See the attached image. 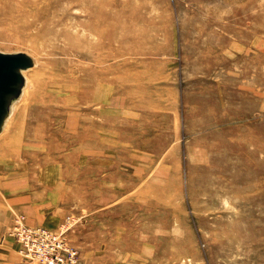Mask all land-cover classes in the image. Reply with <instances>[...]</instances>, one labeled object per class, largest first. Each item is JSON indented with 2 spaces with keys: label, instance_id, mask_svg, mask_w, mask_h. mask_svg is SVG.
I'll use <instances>...</instances> for the list:
<instances>
[{
  "label": "rangeland",
  "instance_id": "obj_1",
  "mask_svg": "<svg viewBox=\"0 0 264 264\" xmlns=\"http://www.w3.org/2000/svg\"><path fill=\"white\" fill-rule=\"evenodd\" d=\"M95 1L0 0V51L57 85L8 117L33 155L0 145V264H40L18 223L67 226L75 264H264V0ZM47 145L86 159L53 174Z\"/></svg>",
  "mask_w": 264,
  "mask_h": 264
},
{
  "label": "bare ground",
  "instance_id": "obj_2",
  "mask_svg": "<svg viewBox=\"0 0 264 264\" xmlns=\"http://www.w3.org/2000/svg\"><path fill=\"white\" fill-rule=\"evenodd\" d=\"M81 1V10L83 11V10H90L91 9V11L92 10H94L95 12L97 11H99V9L97 8V6H98V4L97 5H91V3L92 2H90L91 0H80ZM97 1V0H96ZM96 1H95V3H96ZM108 1V0H107ZM109 2V1H108ZM105 3V2H104ZM86 11H85V14H87L86 13ZM87 11V12H88ZM106 12L107 10H103L102 11V13L103 12ZM44 12V11H43ZM90 12V11H89ZM93 12V11H92ZM55 13V12H54ZM38 14V13H37ZM106 14V13H105ZM105 14H103V15H105ZM102 15V16H103ZM90 16V15H89ZM88 16V17H89ZM100 16V15H99ZM106 16H110V14L109 15H106ZM113 17H114V15L112 16V18L111 19H113ZM116 17V16H115ZM91 18V17H90ZM65 23V22H64ZM64 23L62 22V21H60V20H58V22L56 23L57 25H58V28L56 29V30H53L52 31V37H53V39L54 40H56V39H62L63 37H66V32H67V30H66V28L64 27L65 25H64ZM79 25V24H78ZM93 25V24H92ZM91 25V26H92ZM110 27V26H109ZM80 28H81V26H80ZM84 28V27H83ZM69 30H70V27H69ZM112 31L114 30V29H111ZM77 31V30H76ZM75 31V32H76ZM82 31H83V29H82ZM69 33V32H68ZM91 33V32H90ZM104 34V33H103ZM113 35V34H112ZM111 35V36H112ZM104 37H105V35H104ZM110 37V36H109ZM115 38V37H114ZM85 39V38H84ZM100 39H102V38H100ZM109 39V38H108ZM111 41V40H110ZM99 44V43H98ZM86 45V44H85ZM68 46V45H67ZM81 47V46H80ZM90 47V46H89ZM93 47V46H92ZM54 48V47H53ZM65 48H66V46H65ZM95 48V47H94ZM55 49V48H54ZM70 49L72 50V49H74V48H72V47H70ZM57 50H59V47L57 48ZM60 50H65V49H60ZM84 51V50H83ZM81 52L80 50H78V49H76V52H77V54L78 53H81L83 56L85 55L84 54V52ZM61 52V51H60ZM89 52V51H88ZM56 53V52H55ZM54 54V53H53ZM85 57V56H84ZM83 57V58H84ZM86 59H87V57H85ZM57 62H58V60H57ZM66 62V61H65ZM70 62V61H69ZM68 62V63H69ZM56 63V62H55ZM72 63V62H71ZM70 63V64H71ZM76 63V62H75ZM67 65V64H66ZM65 65V66H66ZM60 66V65H59ZM69 66V65H68ZM54 67V66H53ZM64 67V66H63ZM76 67V66H75ZM73 68V67H72ZM62 69V68H61ZM83 69V68H82ZM64 70V69H63ZM80 70V69H79ZM85 70V69H84ZM54 71H58L57 69L56 70H54ZM64 71H66V70H64ZM77 71V70H76ZM61 72V71H60ZM69 72H71V71H69ZM68 72V73H69ZM80 72H82V70H80ZM84 72V71H83ZM82 72V73H83ZM59 73V72H58ZM82 73H80V74H82ZM43 74V73H42ZM71 74V73H70ZM74 74V73H73ZM40 76H41V74H39ZM38 75V76H39ZM90 76H92L93 77V75H90ZM90 76H88V77H90ZM51 77V76H50ZM62 77H64V76H62ZM96 77V76H95ZM49 78V77H48ZM90 79V78H89ZM88 78H87V80H89ZM92 79V78H91ZM99 79V78H98ZM35 80V79H34ZM43 79H41V77H38V78H36V88H35V92H34V88H24L23 89V93H22V97H23V95L25 94V97L24 98H19V100H17V106L16 107H21L22 105H30V103L33 101V96H34V93H36V97H37V95L38 94H40L42 91H44L45 89H46V87H54V88H57V85H53V84H55L54 83V80H53V83H52V85H51V83L49 84V82H44V81H42ZM58 80V79H57ZM64 81H67L68 79L67 78H65V79H63ZM94 81L96 80V79H93ZM93 80H92V82H93ZM100 80V79H99ZM56 81V80H55ZM84 81H86V79L84 80ZM84 81H83V79L82 78H72V79H70V80H68L67 82H65L66 83V87L68 86L70 89L72 88V90H76V88H77V86H74L73 84H78L79 86H81L83 89H84V86L85 85H87V84H85L84 85ZM32 83V82H31ZM60 83V82H59ZM64 83V82H63ZM87 83H88V81H87ZM90 83H91V81H90ZM94 85V84H93ZM92 85V86H93ZM64 86V87H65ZM79 89H81V88H79ZM78 89V90H79ZM87 89H91V88H87ZM86 89V90H87ZM77 90V91H78ZM45 91H47V90H45ZM49 91V90H48ZM93 91V90H92ZM62 92V91H61ZM82 92V91H81ZM87 93V91L85 92V94ZM45 94V93H44ZM82 94H84V93H82ZM63 95V94H62ZM76 95V94H75ZM87 95V94H86ZM92 95V94H91ZM57 96H59V95H57ZM35 97V96H34ZM35 97V98H36ZM42 98V97H41ZM62 98V97H61ZM83 98V97H82ZM23 100V102L21 103V105H19V103ZM44 99V98H43ZM63 99V98H62ZM42 100V99H41ZM79 100V99H78ZM89 100V99H88ZM87 100V101H88ZM64 101V100H63ZM91 101V100H90ZM86 102V101H85ZM75 104V103H74ZM19 105V106H18ZM32 105V104H31ZM30 105V106H31ZM72 105H73V103H72ZM29 106V107H30ZM19 107V108H20ZM28 107V108H29ZM41 108L43 107V106H40ZM40 107H39V109H40ZM86 107V106H85ZM37 108V107H36ZM53 108H55V107H53ZM60 108V107H59ZM17 110H18V108H16V111H14L13 112V115L7 120V122L5 123V130H4V133L2 134V136H1V139H0V145L2 146V147H6L9 151H11V153L9 154V156L10 157H14V158H19V160H21L22 158L24 159V158H26L27 156H31V155H33V152H31V151H29V149H31V144L30 143H27V141L25 140V132H24V120H25V118H23L24 120H16L15 119V112H17ZM42 110V109H41ZM68 110V109H67ZM55 111V110H54ZM63 112V111H62ZM82 112V111H81ZM46 113V112H45ZM44 113V114H45ZM65 113V112H64ZM71 113V112H70ZM73 113V112H72ZM80 113V112H79ZM33 114V113H32ZM47 114V113H46ZM28 115V114H27ZM48 115V114H47ZM46 115V116H47ZM51 115V114H50ZM86 115V114H85ZM36 116V115H35ZM95 116V115H94ZM30 117H32V115L30 116ZM27 118H28V116H27ZM42 118V117H41ZM48 118V117H47ZM75 118V117H74ZM29 120H30V118H29ZM34 120V119H33ZM40 120V119H39ZM48 120V119H47ZM28 121V120H27ZM49 121V120H48ZM59 121V120H58ZM80 121V120H79ZM82 121V120H81ZM69 122H71V121H69ZM86 122V121H85ZM94 122V121H93ZM30 123V122H29ZM27 124H28V122H27ZM62 124V123H61ZM61 124H60V126H61ZM95 124H96V122H95ZM73 125V124H72ZM81 125V124H80ZM83 127V126H82ZM88 127V126H87ZM91 127V126H90ZM76 128V127H75ZM95 128V127H94ZM93 128V129H94ZM85 129V128H84ZM33 130V129H32ZM57 131V130H56ZM59 131V130H58ZM78 131V130H77ZM79 131H81V130H79ZM78 131V132H79ZM86 131V130H85ZM99 131V130H98ZM32 132V131H31ZM45 132V131H44ZM90 132V131H89ZM80 133V132H79ZM87 133V132H86ZM28 134V133H27ZM27 134H26V136H27ZM33 134V133H32ZM59 134V133H58ZM97 134V133H96ZM41 135V134H40ZM63 135V134H62ZM101 135V134H100ZM38 136V135H37ZM70 136H71V134H70ZM86 134H81V135H79V139H80V142H81V140H82V142L84 141V139L86 138ZM76 137V136H75ZM90 137V136H89ZM32 138V137H31ZM65 138V137H64ZM68 138V137H67ZM55 139V138H54ZM43 140V139H42ZM50 141V140H49ZM98 141V138L96 139V141L95 142H97ZM82 142H81V144H82ZM49 142H47V144H48ZM84 143V142H83ZM58 145V144H57ZM78 145V144H77ZM34 146V145H33ZM48 146V145H47ZM45 147V146H43L42 148H45L48 152H50V156H49V160H51V163H53L54 164V167H51V166H48L47 167V169L48 170H51L52 171V173L54 174V173H57V174H59L60 172H61V170H63V173L65 174V175H69L68 174V172L66 173L65 172V168H66V166L64 167V169L62 168L61 170L59 169L61 166H62V160H71V159H74V158H78V157H82V159L83 158H85V156H84V153H86V152H83V151H81V150H72L71 149V147L70 148H68L67 150H65L64 151V149L62 148V149H57L56 147H54L53 149H50L49 148V146L48 147ZM54 146H55V144H54ZM84 148V147H83ZM85 149V148H84ZM41 151V150H40ZM36 152V151H35ZM34 152V153H35ZM43 157V156H42ZM46 157V156H45ZM87 157V156H86ZM34 159H36V158H34ZM47 159V162H48V158H46ZM86 159V158H85ZM25 160V159H24ZM75 160V159H74ZM46 161V160H45ZM44 161V162H45ZM46 162V163H47ZM68 162H70V161H68ZM68 162H67V164H68ZM66 163V162H65ZM26 164V163H25ZM25 164H24V167H25ZM66 165V164H65ZM77 165V164H76ZM31 166V165H30ZM29 166V167H30ZM55 166H56V168H55ZM71 166V165H70ZM32 167V166H31ZM34 168V167H33ZM27 169V168H26ZM66 171H67V168H66ZM33 172V171H32ZM74 172V171H73ZM63 173H62V175H63ZM75 173V172H74ZM56 174V175H57ZM71 174V173H70ZM74 175V174H73ZM69 178V177H68ZM83 178H84V176H83ZM84 180V179H83ZM74 181H76V180H74Z\"/></svg>",
  "mask_w": 264,
  "mask_h": 264
},
{
  "label": "built area",
  "instance_id": "obj_3",
  "mask_svg": "<svg viewBox=\"0 0 264 264\" xmlns=\"http://www.w3.org/2000/svg\"><path fill=\"white\" fill-rule=\"evenodd\" d=\"M51 231L44 227L18 223L11 232L24 256L40 264H75L78 250L65 240L64 231Z\"/></svg>",
  "mask_w": 264,
  "mask_h": 264
},
{
  "label": "water",
  "instance_id": "obj_4",
  "mask_svg": "<svg viewBox=\"0 0 264 264\" xmlns=\"http://www.w3.org/2000/svg\"><path fill=\"white\" fill-rule=\"evenodd\" d=\"M33 65L34 58L26 52L0 51V133L14 103L22 96L26 85L24 71Z\"/></svg>",
  "mask_w": 264,
  "mask_h": 264
}]
</instances>
